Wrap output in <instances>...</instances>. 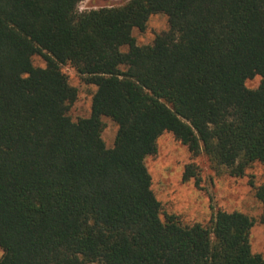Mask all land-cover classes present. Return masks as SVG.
Returning <instances> with one entry per match:
<instances>
[{
    "label": "trees",
    "instance_id": "16d2710c",
    "mask_svg": "<svg viewBox=\"0 0 264 264\" xmlns=\"http://www.w3.org/2000/svg\"><path fill=\"white\" fill-rule=\"evenodd\" d=\"M82 1L0 0V264H264L241 212L162 220L144 163L170 133L231 177L264 165V0ZM158 14L168 30L138 45ZM62 65L96 88L88 118L68 116ZM254 197L264 225V182Z\"/></svg>",
    "mask_w": 264,
    "mask_h": 264
},
{
    "label": "rangeland",
    "instance_id": "374dc122",
    "mask_svg": "<svg viewBox=\"0 0 264 264\" xmlns=\"http://www.w3.org/2000/svg\"><path fill=\"white\" fill-rule=\"evenodd\" d=\"M126 1L83 0L78 4L77 11L81 13L105 7H120ZM167 30L166 16L158 14L148 19L144 31L134 29L132 36L138 45H149L156 35ZM126 50L127 48L122 49L124 52ZM32 62L36 67L45 66L40 57H34ZM61 71L70 86L77 90V100L69 109L68 116L72 121L88 118L96 88L85 84L70 65H62ZM259 83L260 78L255 77L246 81L245 85L249 89H256ZM102 122L104 129L101 138L105 147L111 148L117 126L108 118H102ZM144 163L151 177V190L161 205L162 220L166 215H174L183 225H209L218 210L241 212L253 220L249 234L251 251L264 259V225L259 222L262 209L254 197V187L264 182V165L253 163L243 177H231L225 168L210 163L203 153L196 157L191 156L188 149L170 133H164L157 139L156 153L148 156ZM188 165L195 167L198 186L195 185V178L183 180ZM250 183H253V186ZM1 255L0 250V257Z\"/></svg>",
    "mask_w": 264,
    "mask_h": 264
}]
</instances>
